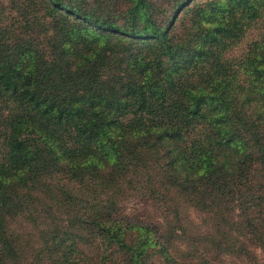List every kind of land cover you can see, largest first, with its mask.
Segmentation results:
<instances>
[{
	"label": "trees",
	"instance_id": "16d2710c",
	"mask_svg": "<svg viewBox=\"0 0 264 264\" xmlns=\"http://www.w3.org/2000/svg\"><path fill=\"white\" fill-rule=\"evenodd\" d=\"M255 249L264 0H0V264H256Z\"/></svg>",
	"mask_w": 264,
	"mask_h": 264
},
{
	"label": "rangeland",
	"instance_id": "374dc122",
	"mask_svg": "<svg viewBox=\"0 0 264 264\" xmlns=\"http://www.w3.org/2000/svg\"><path fill=\"white\" fill-rule=\"evenodd\" d=\"M123 207L126 213H131L133 215H142L150 211V208L145 206L143 203L138 201L136 198L129 197L123 202ZM181 216L185 218L186 221L194 225L198 230L203 228L202 225V215L197 211L190 209L188 207H183ZM19 232H29L32 234V229L29 226H19ZM256 264H264V254L258 249H255ZM213 264H243L240 260L233 257L232 255H221L217 261Z\"/></svg>",
	"mask_w": 264,
	"mask_h": 264
}]
</instances>
